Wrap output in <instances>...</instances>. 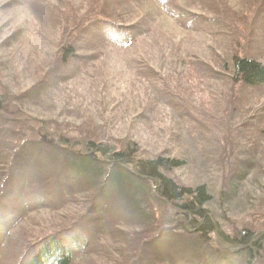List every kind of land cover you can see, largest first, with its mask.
<instances>
[{
    "label": "trees",
    "instance_id": "trees-1",
    "mask_svg": "<svg viewBox=\"0 0 264 264\" xmlns=\"http://www.w3.org/2000/svg\"><path fill=\"white\" fill-rule=\"evenodd\" d=\"M99 1L103 0H89L87 4L84 1L83 7L78 8L82 10L87 5L84 16H78L74 9L68 12V16L67 9L63 13L60 3L55 0L54 5L38 7L37 10L32 8L30 11L29 7H25L35 20L28 24L27 41L9 36L0 43V52L1 49L7 50V53L1 52L3 55L0 57V72L5 70L2 76L0 74V258H4V253L7 255L10 240L26 221L45 212L46 215H41L46 218L39 219L42 222L37 225L38 231L31 239L33 243L29 248L34 249H31L30 257L23 254L28 247L21 249L28 233L22 240H17L11 249L16 264H77L86 257L98 260L105 256L108 257L106 264H115L117 260H113L110 253L116 249L111 248L112 245L103 248L108 238L113 236L106 232L107 227L111 226L112 231L117 229L124 232L138 229L144 233L142 236L148 237L146 232L150 231L151 226L157 228L164 222L169 225L171 221L175 226L176 221L182 224L184 230L174 235L165 234L163 239L154 241L159 254L166 260L153 259L157 264H166V257L170 258L164 247L169 239L178 238L187 244L179 236L194 233L198 242L214 241L213 245L216 246L202 249L199 254L175 249L180 256L187 252L189 255L184 263L173 261L168 264H264V215L261 216V230L252 231L247 227L229 236L211 209L217 204L218 208L227 210L234 201L235 204L241 202V197L244 202H250L253 193L245 192L246 189L260 190L263 195H259L264 199V117L256 122L262 127L251 131L244 123L253 120L245 116L249 114L245 111H250L245 105L239 108L229 102L227 108L217 115L222 117L218 118L204 112L208 121L210 117L217 122L222 119L230 133L234 129L227 125L240 124L238 139L252 147L243 151L245 159L244 154L237 157L233 151L234 163L230 169L227 167L230 171L227 172L225 167L224 171L219 169L224 175L218 190H214L205 180L196 185L182 184L179 175H175L180 169L191 168L189 170L192 172L197 170L199 175L202 173V176L210 178L215 159L207 149L212 151L214 148L205 145L207 139L201 134L180 135L178 145L184 148L179 155L169 151L166 155L153 153L144 156L133 141L119 142L118 148H114L106 143L105 133H90L89 137L76 140L63 135L57 121H51L59 117L62 110L70 111L71 102L79 91L83 94L82 99L93 103L95 95L101 94L97 89L102 81V94L108 98L106 94L111 93L110 87L106 88V78L100 75L103 69L112 68L102 63L109 58L118 63L116 67L119 73L125 74V96L130 99L154 96V102L164 106L166 101L159 96L160 88L184 90L187 83L180 80L184 79L186 69L196 71L203 77L213 73L217 81V71L197 69L192 63L190 67L188 62L180 61L174 68L168 63L164 64L158 69L162 74L155 71L153 59H148V63L143 65L142 58L135 53L136 41L140 39L138 26L120 27L121 23L114 21V15L106 7L101 10L97 5ZM218 5L222 6L220 3ZM39 15L48 16L54 21L58 32V35L54 33V39L44 36ZM85 16L88 17L86 23L82 22ZM165 17L178 21V17ZM200 20L196 19V22L201 23ZM246 24L245 20H237L225 26L213 24L211 28L203 27L202 30L211 32L214 29L218 34L227 33L230 45L228 54H233L243 48L245 41L242 36L248 33L245 30L242 32L240 26ZM188 29L191 31L190 26ZM23 45L28 52L22 51ZM110 53L118 55L119 60L112 58ZM223 66L229 73V82L238 84L241 92L256 91L264 86V62L250 52L231 55L227 65ZM247 98L251 100L252 96L248 95ZM124 101L126 98L123 97L115 112L126 107L127 102L123 105ZM128 101L133 104V101ZM204 103L217 107L213 98L211 103ZM215 113L218 114V111ZM14 115L26 117H20L15 124L13 122L16 121L10 119ZM8 123L11 129L15 126L22 134L2 133ZM41 136L45 141H41ZM190 148L196 157L192 156ZM195 158L201 162H195ZM241 158L244 160L241 161ZM114 199H123L124 209L130 211L129 221L111 222L107 219L108 213L112 212ZM85 207L87 210L84 214L82 209ZM75 215L78 216L76 220ZM71 218L75 221H71ZM83 221L86 222L85 229L81 225ZM89 223L98 225L101 234L89 238ZM114 241L119 243L120 240L114 238ZM99 243L102 245L96 248ZM90 263L95 264V261Z\"/></svg>",
    "mask_w": 264,
    "mask_h": 264
},
{
    "label": "rangeland",
    "instance_id": "rangeland-1",
    "mask_svg": "<svg viewBox=\"0 0 264 264\" xmlns=\"http://www.w3.org/2000/svg\"><path fill=\"white\" fill-rule=\"evenodd\" d=\"M55 1L60 3L59 7L64 10L62 11L63 13L67 9L68 15V12L74 9L78 16H84V9L87 8V5H84L82 10H78V8L83 7V2L85 1V4H87L89 0ZM6 2L7 6H4ZM160 3L152 0L148 3L142 0H103L102 2H97V5H99L101 10H104V7H106L114 15V21L121 23L120 27L124 28V25L138 26L140 39L136 41L135 53L138 58H142L141 63L143 65L148 63V59H153L152 64L155 71L162 74L158 69L161 66L163 67L164 64L168 63L170 67L174 68L180 61L188 62L189 66L190 63L195 64L197 69L202 68L203 70H207V72L217 71V81L214 80L213 73L203 77L202 74H198L196 71L192 70L190 72L186 69L184 70L185 74H183L184 79L180 80L182 83H187L184 90L176 87H170L169 89L160 88L159 96L161 99L165 98L166 101L164 106L161 103L162 100L160 102L161 105L154 102V96H138L137 98L132 97L133 99H130L128 96H125L127 93V90H125V87H127L125 74H120L119 68L116 67L118 63L116 64L113 59L109 58L103 60L102 63H105L107 68H112L109 70L103 69L100 75L102 76L101 78L108 79V81L105 79L107 84L104 82L106 88L110 87L111 90V93L106 94L108 98H105L102 94V81L97 89L98 93L100 92L101 94L95 95L93 103L88 102L87 99H82L81 95L83 94L79 91L77 93L78 96H74V101L71 102L70 111L62 110L59 106V111L62 110L63 112L60 113L59 117L53 118L51 121H57L63 135L76 140L89 137L90 133H105L104 139L107 140L106 143L114 148H118L117 143L119 142L133 141L138 145L139 151L141 150L144 156H149L153 153L166 155L169 151H174L171 153L179 155L182 152V147L184 148L183 145L182 147L178 145L180 143L178 140L180 135L187 137L188 133L201 134L207 139L205 145L214 148L212 151L207 149L208 153L213 154L215 159V161L213 160L212 173L209 175L211 180L208 176H202V173L199 175L197 170L195 173L192 172L189 170L191 168L180 169L175 172V175H179L182 184L196 185L205 180L210 182L214 190H218L222 185L221 180L223 178L222 175H224L221 174L219 169L221 168L224 171V167L231 168L234 163L233 151L237 157H242L241 155L244 154L245 159L246 156L243 151L249 150L252 147L246 145L247 143L243 140L238 139L240 138V135H238L240 124L227 125V127L231 126L234 129L230 133L228 132L229 129L226 128V124L222 122V119L220 123L214 117H210L208 121L209 118L207 117L210 115L215 116V118L222 117L221 115H217L227 108L229 102H233L239 108L245 105L246 109L250 110L245 111L249 113L245 116L252 117L253 120L244 121V123L251 131H256L259 127H262V125L260 126L257 123L264 117V86L256 91H239V85H234L227 79L229 73L225 70L223 64L227 65L231 55H240L246 52H250V54L258 58L260 57L261 61L264 62V0H167L166 4ZM218 3L222 4V6L218 5ZM50 4L54 5V0H0V43H3V40L5 41L9 36L22 38V41H27L28 24H31L35 20H33V17L25 7H29L31 11L32 8L37 10L38 7H47ZM165 16L178 17V21H170ZM38 17L45 31L44 36H52L54 39V33L58 35L54 21L45 15H39ZM60 17L62 18V16ZM85 17L82 19V22L88 20V17ZM196 19H201V23H197ZM237 20H245L247 22L245 26L241 25L240 28H242V32L245 30L248 35L244 34L242 36L245 41L243 48L237 49L233 54H228L230 45L227 33L218 34L214 29L211 32H208L210 30H202L203 27L206 29L211 28L213 24L218 26L221 23L225 26V24L229 25ZM189 26L191 31L188 29ZM21 49L28 52V48L24 45L21 46ZM1 52L7 53V50L1 49ZM1 52L0 57L3 55ZM109 55L119 60L118 55L114 53H110ZM4 71L3 69L0 72L1 76L4 74ZM165 93H167L166 97ZM248 95L252 96L251 100L247 98ZM122 96L126 98V101L123 102V105L127 102L126 107H121V109H117V112H115L117 104L122 103ZM212 98L217 107L216 105L211 107L205 105L204 102L206 104L211 103ZM128 100L133 101V104ZM150 108L152 109L148 110L149 112L147 110L146 112L144 111ZM106 110L113 113H107ZM215 111H218V114ZM32 116L38 117L37 114ZM110 116H112L111 122L109 121ZM20 117H26V115H14L10 119L16 121L13 122L16 124ZM95 122L98 124L95 125ZM2 133L10 135L13 133L17 135L22 134L15 126L11 129L9 123L6 130L2 131ZM226 136L229 137L227 141ZM261 139L263 140V138ZM41 141H45L44 136H41ZM181 144L185 143L181 142ZM190 151L192 152V156L196 157L191 148ZM244 159L241 158V161ZM195 162L199 163L201 160L195 158ZM228 168L227 172L230 171ZM207 178L208 180H206ZM254 189L245 190L249 194L253 193L248 203L244 202V198L241 197L239 199L241 202L238 201L235 204L234 201L232 207L227 210L218 208L217 204L212 206L211 209L214 211V213L212 212L214 217L218 219L217 222L221 223L220 225L223 227L224 232L229 236L240 229L261 230V216L264 215V199L259 195H263L262 192L256 188ZM114 200L113 204H111L112 212L111 214L108 213L107 219L111 222L112 220L129 221L130 211L124 209L122 205L123 199ZM86 208L82 209L83 213L87 210ZM155 213L157 212L153 214ZM41 214L46 215L45 212H42L40 213L41 217H37L36 215L30 217L24 226L14 234L9 243L10 248L8 249V253L7 255L6 253L3 254V259L2 257L0 258V264H16L17 260L12 258L11 249L17 240H22L27 233L28 238L22 242L21 249L23 248L24 250L28 247L23 254L26 257H30L28 255L34 249L29 248L33 243L31 239L34 236V232L38 231L37 225L42 222L39 219L43 220L46 218V216ZM77 217H75V220ZM70 220L75 221L73 218ZM171 223L168 225L164 222L158 225L157 228L154 227L155 229L151 226L149 229L151 233L150 231L146 232L149 234L147 235L148 237L142 236L141 234L144 233L138 229L125 232L117 229L112 231V227L109 226L106 232L113 236L108 238L107 244L103 248L112 245L111 248L116 249L115 252L110 253V257L112 258L113 256L112 259L117 260V262L113 261L115 264H136L137 262L141 264H157V261L153 262V259L166 261L162 254H159L160 250L156 249L157 245L154 241L163 239L165 234L168 236L174 235L184 230V226L177 221L175 223L176 226L172 221ZM81 225L85 229L86 222H81ZM87 231H90L87 233L89 238H92L94 234L96 236L97 234H101L99 226L95 223H89ZM105 233L103 234V238ZM196 235L194 233L189 236H179L186 240L187 244L181 240H177L178 238L175 237L173 240L169 239L164 247L170 258L166 257L167 262L165 263L168 264L173 261L183 262L188 257L189 252L190 254L192 251L199 254L202 249H209L210 246L214 248L216 246L213 245L214 241L200 240L199 243ZM114 238L120 240L119 243H116ZM101 245L102 243H99V247L96 248H100ZM175 249H179L181 252L188 250L189 252L180 256L176 254ZM94 258L86 257L84 258L86 260L81 259L77 264H91L92 260L95 261V264H106V258L108 257L105 256V258L98 260Z\"/></svg>",
    "mask_w": 264,
    "mask_h": 264
}]
</instances>
